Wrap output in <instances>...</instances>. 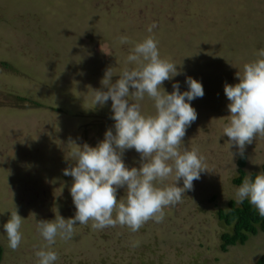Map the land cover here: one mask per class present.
<instances>
[{
  "label": "rangeland",
  "instance_id": "rangeland-1",
  "mask_svg": "<svg viewBox=\"0 0 264 264\" xmlns=\"http://www.w3.org/2000/svg\"><path fill=\"white\" fill-rule=\"evenodd\" d=\"M122 36L128 43H120ZM149 36L158 42L161 59L181 73L164 81L166 91L177 81L181 91L188 90L186 76L203 84L205 95L192 102L198 118L181 151H196L207 170L179 203L164 209L159 223L149 220L136 232L120 225L94 229L91 220L77 224L71 240L58 236L51 246L56 264H256L264 254V233L224 253L222 236L231 230L218 215L235 200L241 159L223 131L230 120L224 86L239 82L245 64L264 59L257 54L264 49V0H0L2 264H38L35 253L47 242L37 220L75 215L73 178L63 170L73 166L74 150L85 143L95 147L114 125L111 100L102 108L93 102V90H107L102 79H85L103 78L111 68L115 82L135 45ZM15 95L30 102L21 104ZM142 104L146 115L154 114L152 100ZM244 154L248 176L262 173L264 134ZM123 158L127 166L140 167L134 149ZM174 181L173 175L157 186ZM117 199H126L125 188ZM16 211L24 218L23 239L13 251L3 225Z\"/></svg>",
  "mask_w": 264,
  "mask_h": 264
},
{
  "label": "clouds",
  "instance_id": "clouds-1",
  "mask_svg": "<svg viewBox=\"0 0 264 264\" xmlns=\"http://www.w3.org/2000/svg\"><path fill=\"white\" fill-rule=\"evenodd\" d=\"M153 28L155 24L149 32ZM120 43H128L127 36ZM257 54L264 57V49ZM127 64L115 82L111 68L105 71L101 84L106 91L93 90L96 106L102 108L111 100L114 125L95 147L85 143L72 152L74 164L63 174L73 178L70 194L76 212L68 219L59 215L54 220H37L36 229L47 242L35 253L38 264H56L59 256L51 246L58 236L71 240L77 224L87 225L91 220L94 229L120 225L136 232L149 220L161 222L164 209L179 203L207 170L196 151L186 147L181 151L187 129L198 118L192 102L205 95L202 82L186 76L188 90L181 91L177 81L171 93L166 91L164 81L181 73L176 64L161 59L158 42L151 36L135 45ZM237 76L238 83L224 86L230 120L223 131L243 157L246 146L264 134V59L245 64L243 75ZM146 97L154 102V114L143 111ZM132 149L140 154L139 168L124 161L125 152ZM173 175L172 185L157 186ZM181 179L183 186H178ZM120 188L126 189V199H117ZM245 200L264 217V174L242 180L235 201L242 204ZM23 220L16 211L3 225L13 251L23 239Z\"/></svg>",
  "mask_w": 264,
  "mask_h": 264
},
{
  "label": "trees",
  "instance_id": "trees-1",
  "mask_svg": "<svg viewBox=\"0 0 264 264\" xmlns=\"http://www.w3.org/2000/svg\"><path fill=\"white\" fill-rule=\"evenodd\" d=\"M93 52V49H92ZM91 52V53H92ZM90 53V54H91ZM104 63V62H103ZM6 67L11 66L8 62L4 61L3 63ZM99 64V63H98ZM87 78V76L85 77ZM101 78V75L92 74L89 83H97ZM1 97L3 96V91ZM18 95H15L16 98ZM18 100H22L26 104L30 102L28 97L18 96ZM33 101V100H32ZM38 102V101H37ZM76 103V102H74ZM39 108L45 107L42 103H37ZM77 104V103H76ZM78 105V104H77ZM8 107L13 108H22V106L17 105H9ZM28 108V107H25ZM240 165V177L235 180L237 185L240 186L242 180L248 176L246 167L248 165V158L247 155L244 154L239 161ZM258 174H264V167L263 172H254L250 175L254 178ZM219 218L225 224L226 228L230 229V232H226L222 236V245L221 250L224 253H229L231 248H235L237 246H246L247 243L251 241L254 237L258 236L261 233H264V217L260 216L258 210L251 205L247 200L244 201L242 204L236 203L235 200H232L229 203L228 209H221L219 211ZM5 247L0 244V264H2L5 258ZM256 264H264V254L257 260Z\"/></svg>",
  "mask_w": 264,
  "mask_h": 264
}]
</instances>
